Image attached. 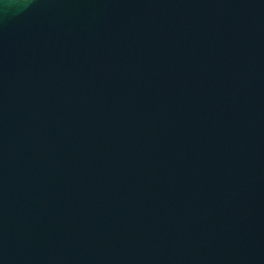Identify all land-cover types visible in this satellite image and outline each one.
Instances as JSON below:
<instances>
[{"label":"water","instance_id":"obj_1","mask_svg":"<svg viewBox=\"0 0 264 264\" xmlns=\"http://www.w3.org/2000/svg\"><path fill=\"white\" fill-rule=\"evenodd\" d=\"M0 264H264V0L0 13Z\"/></svg>","mask_w":264,"mask_h":264},{"label":"clouds","instance_id":"obj_2","mask_svg":"<svg viewBox=\"0 0 264 264\" xmlns=\"http://www.w3.org/2000/svg\"><path fill=\"white\" fill-rule=\"evenodd\" d=\"M33 0H0V13H7L9 9H26Z\"/></svg>","mask_w":264,"mask_h":264}]
</instances>
